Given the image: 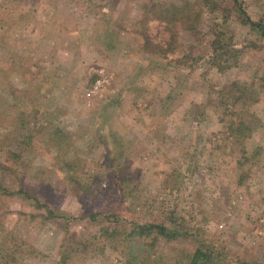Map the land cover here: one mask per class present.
Listing matches in <instances>:
<instances>
[{
	"label": "rangeland",
	"instance_id": "rangeland-1",
	"mask_svg": "<svg viewBox=\"0 0 264 264\" xmlns=\"http://www.w3.org/2000/svg\"><path fill=\"white\" fill-rule=\"evenodd\" d=\"M203 1L0 0V246L22 240V264H264V36ZM237 1L264 25V0ZM217 32L238 49L223 72ZM232 82L242 144L220 119ZM150 223L178 236L127 239Z\"/></svg>",
	"mask_w": 264,
	"mask_h": 264
},
{
	"label": "trees",
	"instance_id": "trees-1",
	"mask_svg": "<svg viewBox=\"0 0 264 264\" xmlns=\"http://www.w3.org/2000/svg\"><path fill=\"white\" fill-rule=\"evenodd\" d=\"M202 4L207 6L211 12H215L217 10V7L215 6L216 4L212 0H204ZM235 5L237 9L240 10V15L242 17L241 22L243 24L249 25L252 28H255L260 32L261 35L264 36V25H262L260 22L253 21L237 0H235ZM184 9L181 7H175L171 12L174 15H178L179 21L184 24V26L190 27L189 22L192 14L189 11H184ZM216 34V39L212 40V42L209 44L210 52L208 55V62L211 66H214L217 68V70L223 72L232 66L230 63L237 61L238 49L232 45H226L224 42L225 38L221 32H217ZM248 89V87L245 88L238 82H232L224 85L220 90L221 96L224 97V102H222L221 105L224 107L223 109L225 111H228L224 112V115H227L230 118L229 120H226L224 117H221L220 119L223 120L224 124L226 125L225 128L228 133L227 137H232L233 142L237 144H242L243 140L249 136L250 133H252L255 125V116L253 114H250L249 117L239 116V118L235 116L236 114H234L238 105L243 107L246 105V98H248L249 95V92L247 91ZM255 99L256 98L251 96L250 101L253 102ZM110 102H112L111 99L100 102L98 104V108L102 111H108L109 107L112 105ZM104 134L108 135V131L104 130ZM107 152H109V150H107ZM3 191L5 193H13L9 192L5 188ZM43 206L47 207L45 204H43ZM46 210L48 211L47 218L57 216L51 212L49 208H46ZM98 214L101 213H97V215ZM101 215L104 219H106V221H108V217H110L109 215L111 214L103 213ZM60 217L66 218V215L63 213L60 215ZM113 221L114 223H110L116 224L118 222L116 216H113ZM109 230L110 226H101L99 228V235H97L96 238H108L109 236L113 235V232L109 233ZM153 233L163 236L168 240L174 239L178 236L177 230H169L162 224L150 223L133 224L132 229L127 233L126 237L127 239L131 238L132 240H130V242L134 243L137 239H143L145 241V239ZM132 243H130L131 247L133 245ZM150 245H154V243L151 241ZM24 246L25 243L17 238H11L10 240L2 241L0 246V264H22L23 255H26L27 253L23 248ZM129 248L130 247H128V249ZM96 249L97 248L93 250L97 252ZM211 256V251L206 250L205 248H196L188 264H197V262L202 258H211Z\"/></svg>",
	"mask_w": 264,
	"mask_h": 264
}]
</instances>
